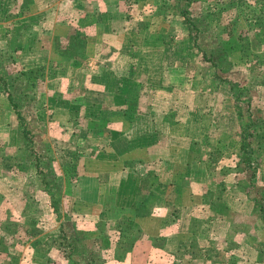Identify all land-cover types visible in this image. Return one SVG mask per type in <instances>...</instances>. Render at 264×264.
Returning <instances> with one entry per match:
<instances>
[{"label":"rangeland","instance_id":"374dc122","mask_svg":"<svg viewBox=\"0 0 264 264\" xmlns=\"http://www.w3.org/2000/svg\"><path fill=\"white\" fill-rule=\"evenodd\" d=\"M19 1L0 0V73H3L0 77V237L6 238L10 250L13 251L12 244L15 245L16 240L26 237L27 226L35 223L39 233L34 234L43 235L41 240L36 239L41 242L47 235L46 246L51 235L63 228L76 237H86L87 241L92 238L89 244L97 250L102 264H173V259L167 254L160 256L154 245L150 247L142 241L126 244L127 239L132 241L140 231L134 222V225L129 224L132 215L127 213L130 212L128 203L132 199L134 203L140 199H137L141 195L136 192L139 189L137 184L153 179V174L146 178L149 174L142 166L143 162L133 160L128 163L135 169L131 167V173L117 176L114 180L119 188L118 203L127 205V208L121 207L123 210L120 207L118 211L104 208L94 212V204L99 202L102 203L98 206L101 208L114 206L115 197L110 194L103 198V193H90L91 188L78 186L77 169L86 167L85 155L94 151L90 150L94 141L103 139V143H107L118 139L121 143L130 139L132 148L140 144L142 138L138 133L144 130L141 125L151 117L157 118L152 119L154 123L157 121L163 140L177 137L189 144V149L198 157V166L194 168L199 176L192 178L194 183L198 182L197 186L208 187L210 196H224L234 207L250 210L244 213L243 218L256 219L255 226H261L260 237L256 238L260 247L264 241V215L261 216V209L264 208V182L261 181L264 180V147L255 151H259L262 157L254 155L257 175L256 179H250L252 168L241 169L240 165H235L240 126L235 94L240 87L243 93L237 101L241 105L248 103L253 115L259 117L257 122L264 120V84L260 80L264 75V62L253 70L248 68L250 62H242L244 44L248 45L250 52H255L252 45L259 38L252 24L253 19L250 22L235 20L236 0H126L129 16L155 13L160 16V29L156 34L159 33L160 42L165 43L164 56L160 58L163 62L161 79L165 84V101L161 97L157 99L158 106L165 108H154L153 114L134 115L137 118L133 136L128 128L120 129L122 132L118 135L105 131L107 128L100 130L110 119L109 105L102 110L100 103L101 113L92 107L93 98L85 96V99L82 97L79 100L71 95H61L56 89L58 83L52 82V79H57L52 78L56 70L51 71L45 55L36 47L34 64L27 66L32 63L27 56L32 42L37 43L39 39L37 35L31 38L28 35L33 29L28 15V0ZM258 9L264 10V0L253 1L246 7L250 16ZM184 11H187L188 18L182 14ZM187 20H192L193 24ZM233 21L234 25L231 24ZM229 28L233 33L229 32ZM14 29L20 33L11 35ZM23 57L27 59L24 61ZM19 58L24 62L22 68L17 62ZM142 75L143 79L149 76L148 73ZM122 82L128 84L125 80ZM128 86L135 93L139 91L135 81ZM77 87L76 92L82 91L80 86ZM150 92L144 93V105L153 101ZM63 99L66 105H72L68 110L63 107ZM13 102L21 111L23 123L32 138L30 150L25 147L23 131L20 130L22 122ZM129 103L137 106L139 98L135 97ZM166 125L171 128L166 129ZM98 126L101 127L95 130ZM259 131L264 129L259 128ZM149 135L154 136L152 133ZM204 139L208 140V151L202 143ZM211 147L214 153L208 156ZM122 148L118 147V150ZM137 150V153L142 151L139 155L142 158L143 150L139 146ZM101 152L99 149L96 154L102 155ZM36 155L40 168L36 165ZM211 156L215 158L213 162L209 160ZM123 158L125 156H121V160ZM121 164L122 161L118 163ZM205 170L213 172L206 178L201 176ZM163 177L168 180L165 175ZM106 179L100 178L101 181ZM103 185L96 190L106 188ZM181 195L183 199L188 196L183 191ZM230 212L235 215V209ZM255 212L257 215H253ZM120 214L122 216L117 217ZM7 223L5 227L8 226V229H3ZM251 232L258 233L255 230ZM3 245L6 247V243ZM1 248L5 249L0 242ZM63 259L43 264H66ZM84 261L82 259V263Z\"/></svg>","mask_w":264,"mask_h":264},{"label":"crops","instance_id":"0c3cea01","mask_svg":"<svg viewBox=\"0 0 264 264\" xmlns=\"http://www.w3.org/2000/svg\"><path fill=\"white\" fill-rule=\"evenodd\" d=\"M27 2L28 15L33 24V29L28 35L30 38L37 35L39 39L37 43L32 42L29 55L27 54L32 63L27 66L34 64L36 47L45 55L51 71L56 70L53 75L55 77L52 78L57 79H52V82L58 83L56 89L61 95H71L79 100L82 97L85 99V96L93 98L92 107L97 112L109 105L110 119L102 126L101 131L107 128L105 131L118 135L122 132L120 129L128 128L133 136L137 118L134 115L153 114L154 108H165L159 107L157 100L161 97L162 101H165V84L161 79L163 62L160 59L164 56L165 43L160 42L159 33L156 34L160 29L158 14L129 16L126 0ZM16 33L20 32L14 29L11 35ZM26 59L23 57L24 61ZM17 62L22 68L24 62L22 63L20 58ZM143 73H148L149 76L143 79ZM151 75L153 76L150 77ZM133 81L137 84L136 90L139 87L137 93L128 86ZM145 84L149 85L148 91L147 85L141 86ZM77 86L82 88L83 93L81 90L75 91ZM149 91L153 101L144 105V93ZM135 97L139 98V103L133 107L129 102ZM102 103H105L103 107ZM62 104L65 109L72 106L66 105L64 99ZM152 118L154 117L145 120L141 125L146 133L144 130L138 133L142 138L141 142L132 148L130 139L119 143L116 137L117 140L107 143H103V139L91 143L90 150L94 151L85 155L86 167L77 169L80 181L78 186L81 184V187L91 188L90 193H103V198L113 195L116 201L114 206L102 208L98 207L101 202L94 204L96 207H93V211L97 213L104 208L115 209L114 211H118L119 207L122 209L123 206L127 208L122 202L118 203L119 188L114 180L117 176L124 177L127 172L131 173L132 166H128V163L139 160L148 170L149 175H146V178L153 174V179H146L143 183L141 181V185L137 184L139 189L136 192L141 193L137 199H140L136 203L133 199L128 203L127 209H130V212L127 213L132 215L129 224H136L140 228L133 242L142 241L150 247L154 245L160 256L167 254L173 259V264H200L201 261L202 264H230L227 262L228 256L235 258L234 264H264V250L257 245L260 241L254 236L260 237L261 226H255L256 219L251 221L243 218L244 213H249L250 210L234 207L223 198L224 196H210L208 187L197 186L198 182L195 184L192 178L199 176L195 170L199 163L198 157L189 149L188 143L186 145V142L177 137L163 140L156 125L157 121L153 122L157 118ZM99 127L101 126L95 127V130ZM165 128L171 127L166 125ZM149 133L154 136L150 137ZM202 143L208 151V140L204 139ZM138 146L143 150L142 158L139 156L142 151L137 153ZM118 147L123 148L118 150ZM99 149L102 150V155L96 154ZM212 153L214 152L211 147L208 156ZM121 156L125 158L121 160ZM209 160L213 162L215 158L211 156ZM121 161L122 164L118 165ZM102 163V166H97ZM132 169L134 170L135 166ZM212 172L205 170L201 176L207 178ZM101 177H107L106 181H101ZM102 184L106 185V188L96 190ZM182 191L188 195L185 199L182 198ZM233 209L235 215L230 212ZM255 214L257 215L256 212L253 215ZM119 216L122 215L117 217ZM34 224L27 226L24 239L16 240L17 246L12 244L13 251L10 250L11 246L7 244L6 238L0 237V242L5 248L0 249V264H43L49 261L51 248L45 244L47 235L39 242L36 238L41 240L43 235L34 234L39 233V228L35 229ZM3 229H8V226H3ZM253 230L258 233H252ZM250 232L254 234L251 237Z\"/></svg>","mask_w":264,"mask_h":264},{"label":"trees","instance_id":"16d2710c","mask_svg":"<svg viewBox=\"0 0 264 264\" xmlns=\"http://www.w3.org/2000/svg\"><path fill=\"white\" fill-rule=\"evenodd\" d=\"M254 3L259 0H236L234 9L237 10V14L234 17L235 20L239 19L240 21H244V19L250 22V20L253 19L252 24L255 26L256 34H258V41L256 40V43H254L252 46L254 47L255 52H250L249 47L247 44H244V47H242L241 50H243L244 57L243 61L244 63H248V68L253 70L255 66L258 64L264 62V10L258 9V12H252V15L250 16L249 13L246 10L247 5ZM181 10V9H180ZM185 12V13H184ZM182 12L185 18H188L187 11ZM237 18V19H236ZM239 20H237L239 22ZM189 23L193 24L192 20H187ZM234 21L231 23L234 25ZM230 29V28H229ZM229 32H232V29H230ZM233 33V32H232ZM243 45V44H242ZM9 52V51H8ZM253 53V54H252ZM10 56V55H9ZM249 60V61H248ZM252 60V61H251ZM1 63V61H0ZM215 64V63H214ZM3 67V65H1ZM4 68V67H3ZM5 72V69L3 70ZM8 72V71H6ZM264 74V70H262ZM2 71L0 73V77L2 76ZM264 77V75H263ZM261 78V82L264 84V78ZM240 87L238 88L236 94H235V100H236V115L238 117L239 122V129H238V140H239V150L237 152L238 160L235 162V165H240L242 168L250 167L252 168V174L250 179H256V165H254V155L259 156V158L262 157L260 152H255L261 148L264 147V131H259V128L264 129V120L262 121H256L258 116H254L251 112V109L248 105H241L237 100L241 97L242 93L240 91ZM13 107L15 108L17 115L19 116L22 125H21V131H23L24 141H25V147L31 148L32 146V138L29 136L28 129L24 125L25 123L22 117L21 111L18 109L16 102H13ZM32 150V149H31ZM38 155L35 156L36 165L39 167L38 162ZM242 164V165H241ZM40 168V167H39ZM264 182V180H261ZM256 200V199H255ZM261 208L262 205H259ZM261 216L264 214V208L261 209ZM8 225L4 224L3 226ZM254 234H252L253 236ZM98 235L94 236L97 237ZM255 238H257L256 235H254ZM92 239V238H91ZM90 239V240H91ZM90 240H86V237H76L75 235H71L67 232L66 229H61L59 232H56V234H52L50 239L48 240V246L51 248L49 261H53L55 259H61L62 261L65 258L66 264H102L101 257L97 253V250L94 246H91ZM128 243L131 244L133 240L127 239ZM89 244V245H88ZM108 248V247H106ZM260 248L264 250V241L261 243ZM114 247V251H115ZM82 259H85V261L82 263ZM87 260V261H86ZM227 262L230 264L235 263V258L233 256L227 257Z\"/></svg>","mask_w":264,"mask_h":264}]
</instances>
